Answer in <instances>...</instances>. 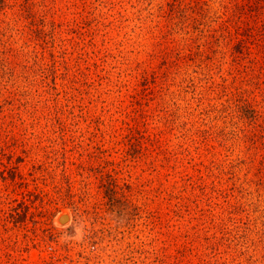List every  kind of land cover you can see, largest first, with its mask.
<instances>
[{
  "label": "rangeland",
  "instance_id": "obj_1",
  "mask_svg": "<svg viewBox=\"0 0 264 264\" xmlns=\"http://www.w3.org/2000/svg\"><path fill=\"white\" fill-rule=\"evenodd\" d=\"M0 264H264V0H0Z\"/></svg>",
  "mask_w": 264,
  "mask_h": 264
},
{
  "label": "water",
  "instance_id": "obj_2",
  "mask_svg": "<svg viewBox=\"0 0 264 264\" xmlns=\"http://www.w3.org/2000/svg\"><path fill=\"white\" fill-rule=\"evenodd\" d=\"M65 214H66V212H62L61 214H59L58 219L61 220V221H64L65 218H63V215H65Z\"/></svg>",
  "mask_w": 264,
  "mask_h": 264
},
{
  "label": "bare ground",
  "instance_id": "obj_3",
  "mask_svg": "<svg viewBox=\"0 0 264 264\" xmlns=\"http://www.w3.org/2000/svg\"><path fill=\"white\" fill-rule=\"evenodd\" d=\"M64 216V218L67 216V215H63ZM65 220H66V218H65Z\"/></svg>",
  "mask_w": 264,
  "mask_h": 264
}]
</instances>
